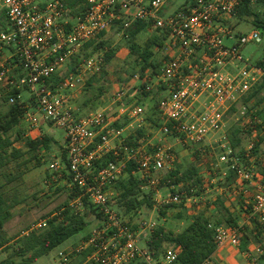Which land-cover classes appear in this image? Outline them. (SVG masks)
I'll use <instances>...</instances> for the list:
<instances>
[{"label":"built area","instance_id":"1","mask_svg":"<svg viewBox=\"0 0 264 264\" xmlns=\"http://www.w3.org/2000/svg\"><path fill=\"white\" fill-rule=\"evenodd\" d=\"M82 1L85 10L73 16L66 0H0L6 22L0 31V97L4 95L1 88L28 92L29 103H36L43 121L64 132L67 165L56 160L52 168L60 178L63 174L71 176V184L79 190L71 205L73 211L82 213L83 198H87L103 219L102 227L77 250L91 249L85 264H175L180 248H168L157 261L151 250L140 244L141 234L151 232L157 222L145 220L138 229L134 227L121 206L123 190L119 183L133 164V175L144 189L152 191L156 207L187 206L194 196L186 191H172L166 196L159 192L163 180L160 173L172 171L177 162L167 143L172 139L185 149L203 147L209 138L225 130L233 108L245 131L256 134L263 127V120L243 103L264 77V66L246 59L243 49L261 43L263 34L257 28L247 33L236 31L238 24L233 22L238 20L242 0H185L174 9L169 0ZM251 3L264 4V0ZM120 19L125 20L124 30L144 22L147 28L166 34L164 46L169 58L158 72L137 68L119 85L107 107L80 114L71 94L84 87L88 78L101 73L104 55L89 57L56 87L48 81L85 43L109 32ZM19 99L26 110L23 120L28 130H40L23 93ZM144 99L151 101V108L156 102V113L151 108L148 112ZM148 117L153 120L148 121ZM123 118L127 124L117 126ZM146 121L162 135L164 143H151ZM219 141L222 153L216 162L210 160L211 169L218 172L225 165L227 171L236 173L234 187L242 197L243 209L264 224V183L252 163L256 142L242 156L227 137ZM244 226L209 224L217 250L225 246L241 249ZM244 253L250 264H259L264 249ZM58 256L63 264L69 262L65 252ZM213 256L202 264H213Z\"/></svg>","mask_w":264,"mask_h":264},{"label":"rangeland","instance_id":"2","mask_svg":"<svg viewBox=\"0 0 264 264\" xmlns=\"http://www.w3.org/2000/svg\"><path fill=\"white\" fill-rule=\"evenodd\" d=\"M169 2L171 5H173L172 9H174L175 7L183 4L185 0H169ZM254 10L256 13H259L261 16L264 17V5H260ZM0 18L1 20L5 21V15L2 10H0ZM252 21L253 17L247 16L246 20L244 19L243 21H239V19H236L233 24H238L235 25L236 31L238 33H247L253 28H257L262 32L263 40L261 43H251L245 46V48L243 49L244 57L250 60L251 63H257L258 61H264V31L253 25ZM124 31L125 30L122 29L121 25H118L112 30H110L101 39L105 41V46L99 51L93 53V55L102 54L105 58V54L107 52L114 51L115 57L110 63H106L103 74L101 72L98 75L91 76L90 78H88L84 87L78 88L77 91L71 94L73 104L80 114H86L91 110L107 107L110 103L112 95L118 89L119 85L123 82L128 81L132 72L135 69L137 70V68H139V66H137L135 62V55L132 56V54L130 53V43L128 39L124 37ZM153 36L161 38L163 35L157 33L151 28H146L142 33L137 36L135 42L140 47V49L143 50L145 49L148 40ZM82 48L83 47H81L76 54L80 55L79 60L81 59V63L86 60L84 59ZM153 51L155 54L152 59L157 63L163 62L164 57L167 55L168 52L166 46H163L162 48L155 47ZM76 55H74L73 57H75ZM73 57L71 58V61L62 68L60 75H58L59 79L64 78V76L69 74L71 70L75 67L76 64L73 61ZM23 96L25 99H28L30 97L28 92H23ZM143 104L148 107L149 112V109L152 105L151 101L144 99ZM252 107H254L253 104ZM7 108V105H2L0 107V111L6 112ZM30 108V113H34L38 119L39 112L36 103L31 101ZM257 109L259 111H264V103L261 105V108L259 106L257 107ZM253 111L258 115V113L256 112V108ZM259 117L264 121V117ZM126 121L127 120L123 118L119 123L124 124L126 123ZM146 122L147 128L149 130L151 143L153 145H160L164 143L161 142V139L163 138L162 135L160 133H157V131L152 130L151 127L148 125V121ZM226 125L227 128L224 131L219 132L213 137L209 138L203 147L185 149L181 145L175 144L172 139H169L167 143L169 146H171V150L175 153L177 157V162L174 167L175 169L177 167H180L182 171H186L192 166L204 168L202 176L205 186L202 193L203 196L201 198H207L208 202L212 201L213 198H216L218 196L225 198L227 191L230 190L229 186L234 183L232 181L233 178H228L229 172L227 171L228 169L225 165L220 166V172H216L217 176H213V178H211L209 174L210 172L206 165L209 160L212 159V161L216 162L220 157V154L222 153V148L220 147L219 140L222 141L224 137H227V140L230 142V128L239 129V138L241 140V144L235 149L238 154L241 153V151H246L253 142L260 143V140H263L260 149L262 152L264 151V132L261 130L262 128H259L256 134L245 131L242 126V121L239 120V116L236 115V112L234 114H230V116L227 118ZM45 126L44 133H50L61 145L64 146V132L59 128L50 125L49 123H46ZM27 127V123H23L22 129L25 128L27 130ZM18 129H20V127ZM16 132L17 130H15V132L13 133L14 137H16L17 135ZM215 141L219 142L215 143ZM15 147L24 148V144L22 141H20L16 143ZM197 151H200L201 155L197 154ZM196 155H198V159L196 158ZM39 156L40 162L32 160L30 163H28V165L21 166L20 169L16 167V163H13L11 167L7 170L8 174H17L20 170L23 171L24 174L13 183L7 184L3 190L5 192L6 197L9 199V204H12L14 201L16 202L13 210V218L9 223H7L8 225L6 235L9 238H15L16 236L22 235L23 232H25L27 229H33V227L38 224L42 226L39 225L35 228H41L44 226L41 221L44 220L45 217L52 214H54L52 216H55L56 213L59 211L69 210L74 215L81 217L85 215L86 221H88L89 224L84 229V231L75 235L74 237L66 241L64 244H62L60 247H58L56 250L51 252L49 255L40 258L35 263L63 264L58 256V252L60 250H64L63 252L69 255L68 264H85L87 260V258H85L84 256L85 251L82 253H78L77 250L94 230L102 227L103 219L101 215L95 210V208L89 203L85 204L84 202L85 210L82 213L76 214V212L73 211L71 205L73 204V201L79 197L80 193L74 188L73 184H71L69 180V175L63 174L62 178H60L59 173H57L55 169L52 168V164L56 160H59L60 163L62 162L61 152L59 151L58 146H53L50 153H43ZM29 157H31V154L27 155L26 159H30ZM20 161H23V159L19 160L18 162L21 163ZM256 169L259 171L262 170L261 166H257ZM62 171H66L63 165ZM167 174L168 172L160 173V177H163L164 179ZM126 179H128V176H126V178H124V180H122L121 182H124ZM213 179L214 181H212ZM5 181L6 179L0 176V185L5 183ZM159 188L162 195L169 194L170 192H172L173 189L171 187H166L164 184H160ZM142 191V194L148 193V195L150 196V198L148 199L153 203V205L152 208H149V204L146 203L147 205L145 204L143 208L135 210V212H133L132 214L127 215V218L131 220V223L134 224V227L136 229H138V224L140 222L145 220H154L157 222L158 226L165 227L167 231H172L175 233L182 232L191 221V218L193 216L191 212L194 211V209H196L197 207L201 206V204L203 203H201V201H204V199L201 200L197 196L196 202L195 200H193L192 197V200L187 203V206L181 204L178 206L159 208L155 206V202L152 199V191L150 189H143ZM220 193H222L221 196ZM216 203L218 204V201H216ZM237 217L240 219V224H244L246 222L247 224L248 222L250 223V221L247 220L246 214L243 212H241L240 215H237ZM1 235L5 238L4 234ZM149 237L150 232H143V234H141L140 236V244L142 246H145ZM262 241L263 243L261 245H258L257 243L254 244L256 246V249L258 247L264 249V239H262ZM13 245L14 244H12V246ZM258 259L260 261L259 264H264V256H260L258 257Z\"/></svg>","mask_w":264,"mask_h":264},{"label":"trees","instance_id":"3","mask_svg":"<svg viewBox=\"0 0 264 264\" xmlns=\"http://www.w3.org/2000/svg\"><path fill=\"white\" fill-rule=\"evenodd\" d=\"M66 2L72 9L73 16H76L85 10L82 0H66ZM260 5L264 4L253 5L251 0H242L238 13L239 21L246 20L247 16H252L253 25L264 31V17L259 13H256L254 10ZM0 21L1 31L2 29H5L6 22L1 20V18ZM124 24V19L117 20L112 29L118 25H121L122 29H124ZM147 27L148 25L144 22H136L130 29L124 31V37L127 38L130 43V53L132 56L135 55L137 66H139L142 71L151 68L155 72H158L163 62L167 61L169 56L166 55L163 62L157 63L152 59L155 54L153 50L155 47L162 48L164 46L167 35L162 34L163 36L161 38L157 36L151 37L148 40L145 49L141 50L135 40ZM107 33L108 32L102 33L97 39L89 41L82 46L84 59H88L93 53L99 51L105 46V41L101 39ZM114 57V51L107 52L104 58L105 65L106 63H110ZM79 58L80 55L73 57V61L76 65L70 73L74 72V70H76L75 68L81 63V59L79 60ZM257 64L259 66H264V61H258ZM104 67L101 71L102 74L105 70ZM135 71L136 69L132 72L131 76ZM66 76L59 79L58 74H56L48 81V83H50L52 87H56L63 82ZM1 90L4 95L0 97V107L2 105H7L8 108L6 112L0 111V176L6 179L5 183L0 185V249H3L4 252H9V255L0 264H35L40 258L49 255L66 241L84 231L89 223L86 221L85 215L83 217L76 216L69 210H65L57 212L55 216H52L54 214L48 215L44 218V220H46L45 226L38 229L29 228L25 231L27 234H22L15 238H9L6 235L7 233L5 232L4 227L13 218L11 210L15 207L16 202L14 201L12 204H9V199L6 197L3 190L7 184L13 183L24 174L21 170L18 171L17 174H8L7 170L13 163H16V167L20 169L21 166L28 165L32 160L40 162L39 155L48 152L50 153L53 146L59 147L61 161L66 165L67 156L64 146L61 145L51 134L44 133L42 137L37 140L25 137L27 130L25 128L22 129V126L23 123L25 124L23 117L26 110L22 108V103L19 99V95L23 93V90L15 89L9 92L5 91L3 88H1ZM243 103L249 106V110L252 112H254L253 110L256 108L258 115L264 117V111L257 110V107L264 103V77L244 99ZM155 104L153 108H151V111L154 113H156ZM252 104L254 107H252ZM236 111L237 109L233 108L232 113H235ZM147 120L152 121L153 119L148 117ZM127 122L128 121L124 124L116 123V125L124 126ZM19 127L20 129H18ZM15 130H17L16 137H14L13 134ZM139 134L143 135V131L140 130ZM229 138L231 146L236 149L241 144L239 129L230 128ZM20 141L23 142L24 148L15 147V144ZM262 142L263 140H260V143H256L251 152L252 163L261 166V172L264 175V151L262 152L260 149ZM246 153V151H241L239 154L245 156ZM29 154H31V157H29L30 159H26V156ZM197 154L201 155L200 151H197ZM196 158H199L198 155H196ZM21 159H23V161H20L21 163H19L18 161ZM203 169V167L192 166L190 169L182 171L180 167H177L176 169L174 168L172 171L168 172L166 177H164L162 184L166 187H173V192L186 191L191 197L201 196L205 186L202 176ZM134 170V165L130 164L126 170V176H128V179L119 183L120 189L123 190L121 206L124 207V213L127 215L132 214L135 210L143 208L146 203L149 204V208H152L153 205L148 199L150 198L148 193L142 194L144 188L141 186L138 177L133 175ZM209 172L211 178L217 176L215 175V171H210L209 169ZM228 178H233L232 181L235 182L237 178L236 173L229 171ZM69 180L72 183L71 176H69ZM74 188L78 190L77 187ZM84 202L85 204L89 203L87 198H84ZM181 204L183 205L184 203L167 207L178 206ZM217 205L220 207V218L218 215L213 216L206 211L200 212L197 215H193L189 225L179 233L167 231L165 227L157 225L158 227L150 232V237L145 246L151 250L157 261L162 258L168 248L178 247L181 249V252L175 264H202L206 259L211 258L217 249L214 232L208 228V225L211 223L223 224L229 227H239L240 225V219L234 217L232 213L224 207L222 200H220ZM244 213L246 214L247 220L250 221V225L244 226L241 249L247 251L250 242H253L254 244L257 243L258 245L263 243L264 224L260 223L257 219L250 217L248 211L244 210ZM1 234H4L5 238L2 237ZM89 237L90 235L86 240ZM11 242H13V246L10 244ZM90 253L91 249L86 250L84 252L85 258H87ZM15 258L18 259L16 260ZM132 264L142 263L134 262Z\"/></svg>","mask_w":264,"mask_h":264},{"label":"crops","instance_id":"4","mask_svg":"<svg viewBox=\"0 0 264 264\" xmlns=\"http://www.w3.org/2000/svg\"><path fill=\"white\" fill-rule=\"evenodd\" d=\"M61 73V72H60ZM60 73H58V75H60ZM23 98H24V96H23ZM30 98V97H29ZM25 99L24 98V100H25V102L27 103V105L29 104L30 105V103H29V101H30V99ZM138 98L136 97L134 100H137ZM140 99H143V98H140ZM260 108H261V106H260ZM31 108L29 107V110H30ZM258 110V109H257ZM261 110H263V109H261ZM256 114V113H255ZM38 115H39V117H38V120H39V124H40V126H39V129L40 130H32V131H29L28 130V127H27V131H26V135H25V137H27V138H30V139H32V140H37V139H39V138H41L42 137V135L44 134V132H45V129H44V126L46 125V123L47 122H44L43 121V119H42V117H41V115L38 113ZM257 115V114H256ZM258 116V115H257ZM26 123V122H25ZM45 123V124H44ZM46 127V126H45ZM226 128H227V125H226ZM225 128V129H226ZM262 128V129H261ZM260 129L264 132V121H263V127H260ZM260 130V131H261ZM262 132V133H263ZM48 134V133H47ZM50 134V133H49ZM230 143V142H229ZM231 144V143H230ZM15 146H16V144H15ZM16 148H22V147H16ZM64 148H65V145H64ZM234 149V148H233ZM235 150V149H234ZM236 151V150H235ZM207 165V168H208V170L210 169V171H213L212 169H211V167H210V160L208 161V163L206 164ZM255 165V164H254ZM255 167H257L256 165H255ZM229 172V171H228ZM233 172V171H232ZM258 172H259V174L261 175V180H262V182L264 183V175L262 174V172L261 171H259L258 170ZM216 173V172H215ZM214 173V174H215ZM210 174V173H209ZM216 175V174H215ZM212 181H214V179L212 180ZM236 181V180H235ZM235 182L233 183V184H231V186H229L230 188V190H228L227 191V194L225 195V198H223V197H216V198H213V200L212 201H207V198L205 199V198H203L204 199V201H201V206H199V207H197L196 209H194V211H192L191 213L193 214V215H197V214H199L200 212H203V211H206V212H208L210 215H213V216H219L221 213H220V207L217 205V203H216V201H218V203H219V200H222L223 201V205H224V207L226 208V209H228L229 211H230V213H232V215L234 216V217H237V215H240V213L241 212H243L244 213V210H243V205H242V197L239 195V194H237L236 193V190H235ZM219 191V190H218ZM230 191V192H229ZM160 192V194H161V191H159ZM162 195V194H161ZM222 195V193H220V196ZM153 196V195H152ZM162 196H166V195H162ZM203 195H201V196H198L201 200H203L201 197H202ZM152 199H153V197H152ZM196 199H197V196H194L193 197V200H195V202H196ZM206 200V201H205ZM204 202H206V203H204ZM208 202V203H207ZM13 210H14V208L11 210L12 211V213H13ZM195 210H197V211H195ZM221 216H219V218H220ZM44 222H46V220H42L41 221V223H44ZM246 226H249L250 225V223L248 222V224H247V222L246 223H244ZM7 225L8 224H6V226L4 227V229H5V232L7 231ZM40 224H38V225H36L35 227H38ZM34 228V227H33ZM7 233V232H6ZM23 234H27L26 232H23ZM11 245L13 244V242H11L10 243ZM8 245V244H7ZM68 248V247H67ZM256 249V246L254 245V243L253 242H250V244L248 245V250L247 251H254ZM62 251H64V250H62ZM61 250L58 252V254L60 253V252H62ZM245 251L244 250H242V249H237V248H235V247H232V246H225V247H223V248H220V249H216V252L214 253V256H213V264H250L249 263V260H248V258H247V256H246V254L244 253ZM8 255H9V252H4L3 251V249H0V263L2 262V261H4L7 257H8ZM16 260L18 259V258H15ZM69 263V262H68ZM67 263V264H68Z\"/></svg>","mask_w":264,"mask_h":264}]
</instances>
